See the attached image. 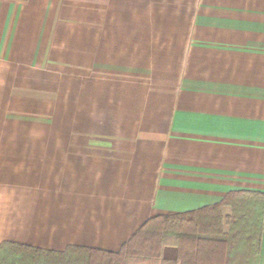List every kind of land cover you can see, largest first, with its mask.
I'll list each match as a JSON object with an SVG mask.
<instances>
[{"label":"crops","instance_id":"obj_1","mask_svg":"<svg viewBox=\"0 0 264 264\" xmlns=\"http://www.w3.org/2000/svg\"><path fill=\"white\" fill-rule=\"evenodd\" d=\"M132 1L0 0V245L119 252L155 216L264 194V0ZM53 61L76 72L61 119L104 142H19Z\"/></svg>","mask_w":264,"mask_h":264},{"label":"trees","instance_id":"obj_2","mask_svg":"<svg viewBox=\"0 0 264 264\" xmlns=\"http://www.w3.org/2000/svg\"><path fill=\"white\" fill-rule=\"evenodd\" d=\"M226 205L232 211L224 217ZM263 212V193L234 191L215 205L149 219L119 252L69 247L57 253L4 242L0 264H255ZM170 244L178 249L176 261L162 258Z\"/></svg>","mask_w":264,"mask_h":264},{"label":"rangeland","instance_id":"obj_3","mask_svg":"<svg viewBox=\"0 0 264 264\" xmlns=\"http://www.w3.org/2000/svg\"><path fill=\"white\" fill-rule=\"evenodd\" d=\"M133 8L143 7V0H133ZM59 62L53 61L51 71H47L51 77V105L50 113L43 115V107H36L32 112L22 113L19 116L20 136L19 142H44L45 130L50 129L51 134L46 137L52 143H77V142H104L97 138H90L75 130V120L61 119V112L74 115V96L76 92V72L71 63H63L69 69H61ZM63 115V114H62ZM46 124V125H45ZM45 125V126H44Z\"/></svg>","mask_w":264,"mask_h":264}]
</instances>
